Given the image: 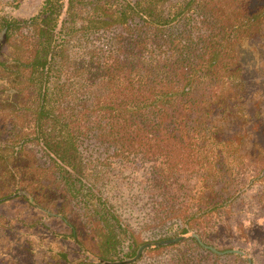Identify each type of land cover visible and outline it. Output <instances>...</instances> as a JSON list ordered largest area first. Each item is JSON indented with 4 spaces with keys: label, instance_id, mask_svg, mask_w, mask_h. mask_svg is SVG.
<instances>
[{
    "label": "trees",
    "instance_id": "1",
    "mask_svg": "<svg viewBox=\"0 0 264 264\" xmlns=\"http://www.w3.org/2000/svg\"><path fill=\"white\" fill-rule=\"evenodd\" d=\"M21 1L12 5L17 7ZM166 1L43 0L28 18L0 12V180L21 186L31 203L62 215L67 232L52 234L73 246L72 251L53 252L45 264H100L98 259L118 254L121 238L132 245L124 257H132L142 243L89 181L77 133L96 131L124 153L159 162L166 178L187 173L196 179L189 201L176 213L182 221L178 235L190 237L195 223L236 198L240 190L215 199L223 168L233 171L248 163L259 169L252 181L264 179V114L260 99L256 102L246 91L250 79L238 56L243 43L264 36V0H183L165 14ZM198 3L220 37L191 62L181 59L141 72L145 68L140 60L137 65L116 60L113 70L103 69L105 89L78 117L61 118L54 111L51 83L61 77L66 42L72 34L133 23L161 32ZM201 78L206 79L207 90L194 98ZM30 122L31 128H26ZM12 132L16 141L8 140ZM28 140L43 150L49 165L40 166L25 151ZM57 175L93 194L114 228L88 232L83 223L67 216V199L56 203L60 195L65 196L58 189ZM39 223L35 220L32 227ZM163 247L151 246L145 252Z\"/></svg>",
    "mask_w": 264,
    "mask_h": 264
},
{
    "label": "rangeland",
    "instance_id": "2",
    "mask_svg": "<svg viewBox=\"0 0 264 264\" xmlns=\"http://www.w3.org/2000/svg\"><path fill=\"white\" fill-rule=\"evenodd\" d=\"M182 1L167 0L163 5L164 13L173 11ZM13 2L0 0L1 14L23 19L35 14L43 0H23L17 7L12 5ZM219 37L218 27L200 3L177 24L161 32H154L139 23L114 25L97 32L78 31L66 42V60L60 79L51 83L52 107L61 118L78 117L96 94L105 89L106 77L102 74L107 71L103 69L110 67L113 70L111 65L116 60H126L127 64L133 61L136 65L140 60L145 68L141 72L147 68L158 70L164 64L172 65L181 59L191 62L209 42ZM238 56L250 79L246 91L256 102L260 99L264 114V36L243 43ZM206 90V79H199L193 91L194 98ZM26 128H31V122ZM77 134L89 181L131 233L142 243L178 236L182 221L176 213L189 201L196 179L187 173L166 178L157 161L141 154L124 153L96 131ZM8 140L16 141V133L12 132ZM25 151L33 154L40 166L50 164L43 150L31 140L25 143ZM258 173L259 169L248 163L233 171L223 168L224 177L219 182L215 199L223 200L240 190L232 203L195 223L190 237L184 235L180 242L165 245L157 251L144 250L132 264H249L248 258L252 264H264V179L252 181ZM56 180L58 189L65 193L56 203L61 204L67 199V216L83 223L88 232L114 228L97 198L86 188L59 175ZM35 220L41 223L32 227ZM66 226L62 215L55 210L31 203L29 193L21 186L5 185L0 180V264H45L55 251H72L73 246L68 240L52 234V231L67 232ZM193 233L218 251L233 249L242 254L215 253L199 244L192 237ZM121 239L118 254L101 259L130 258L124 257V253L132 247L131 241Z\"/></svg>",
    "mask_w": 264,
    "mask_h": 264
},
{
    "label": "water",
    "instance_id": "3",
    "mask_svg": "<svg viewBox=\"0 0 264 264\" xmlns=\"http://www.w3.org/2000/svg\"><path fill=\"white\" fill-rule=\"evenodd\" d=\"M192 237L195 238L199 242V244H201L202 246H204L205 248H207L209 250H212L215 253H218V254L240 253V254H242L241 251L233 250V249L225 250V251H218L215 248H213L212 246L204 244L197 234L193 233ZM183 238H184L183 235H178V236H175L172 238H166V239L158 240L155 242H145V243H142L138 246L134 256H132L130 258H125L122 260H114V261L99 259V262L101 264H132L133 262H135L136 260H138L141 257V255L145 249H147L151 246H165V245H169V244H174V243L180 242L181 240H183ZM248 262H249V264H252L249 258H248Z\"/></svg>",
    "mask_w": 264,
    "mask_h": 264
}]
</instances>
